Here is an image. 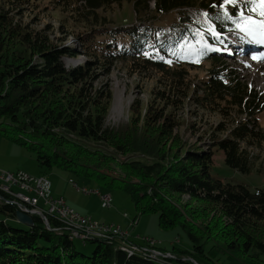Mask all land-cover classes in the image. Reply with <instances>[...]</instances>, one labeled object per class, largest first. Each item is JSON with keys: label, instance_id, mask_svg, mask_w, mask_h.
Listing matches in <instances>:
<instances>
[{"label": "trees", "instance_id": "1", "mask_svg": "<svg viewBox=\"0 0 264 264\" xmlns=\"http://www.w3.org/2000/svg\"><path fill=\"white\" fill-rule=\"evenodd\" d=\"M125 2L132 22L113 23L99 12ZM261 11V0H0V135L32 151L46 173L126 190L138 212L159 213L162 228L180 227L192 244L153 245L174 256L150 259L140 252L145 244L116 236L91 241L87 254L39 216L32 228L0 219V264H264V190L212 175L216 150L229 167L259 172L250 148L264 147V93L230 67L226 51L234 47L227 36L245 31L246 17L264 20ZM40 14L85 29L72 32L70 47L53 25H40ZM80 54L87 58L77 66L65 60ZM125 59L160 78L146 104H133L130 121L113 128L106 123L113 93L96 84ZM204 67L206 76L193 81L191 71ZM200 110L225 119L207 144L181 132L185 113ZM184 196L203 206H180L175 199ZM16 211L0 202L1 216L15 218ZM134 246L139 252L129 255Z\"/></svg>", "mask_w": 264, "mask_h": 264}, {"label": "rangeland", "instance_id": "2", "mask_svg": "<svg viewBox=\"0 0 264 264\" xmlns=\"http://www.w3.org/2000/svg\"><path fill=\"white\" fill-rule=\"evenodd\" d=\"M101 16L109 18L113 23H129L133 21L132 7L128 2H125L123 8L99 11ZM191 13L198 15L202 21H206L204 14H197L191 10ZM63 19L69 18V14L61 13ZM40 25L49 23L54 26V36L56 38L65 36L68 46H75L74 36L75 33H80L85 27H79L68 22L64 26L65 22L57 18L48 16L47 14H40ZM59 26L63 30L59 29ZM66 28L69 31L63 33ZM227 39L232 42L233 48L226 51L230 54L226 58L230 67H233L241 78L248 82L252 88L256 89L260 93H264V60L258 62V65L254 64V59L264 58V50L261 52L262 44L264 42V35L259 32L255 34H249L247 31L236 32L227 36ZM208 45V44H207ZM215 50L221 52L220 47H212ZM87 56L80 54L77 57H65V60L70 66H77L85 61ZM205 66V65H204ZM130 59L117 60L111 68V73L102 74L96 86H100L102 83L107 84L113 93V100L111 108L107 117V125L113 128H120L126 125L131 119V108L133 104H140L141 102L146 104L150 97V91L156 85H158V79L160 74L151 70V73L139 71ZM258 69H263L262 73H258ZM206 68L196 69L191 71V76L194 80H198L201 77L206 76ZM149 75V76H148ZM114 107H117V112L114 114ZM186 110H188L186 108ZM193 112V109H192ZM145 111L143 110V115ZM233 117V115H232ZM241 117V116H240ZM239 117V118H240ZM261 121L264 124V112L260 115ZM185 123L181 126V132L186 135V138L195 143L201 138V144H207L212 139L213 134L216 132L215 128L220 122H224V116L219 113H210L204 110L199 111V115L188 114L184 115ZM242 119L244 117H241ZM192 122L197 125L196 130L188 124ZM197 124H196V123ZM231 123H228L227 129L231 128ZM219 136H224L226 132L218 133ZM257 158V168L259 172L247 174L235 170L224 162V154L220 150L215 151L214 162L215 165L212 169V175L216 178H221L224 181L244 183L251 187L252 190L260 188L264 190V147L262 149L250 148ZM0 170H24L25 172L34 175L41 176L45 174L52 182V191L54 195H61L66 198L68 204L74 207L78 212L91 216L94 221L103 224L105 226H120L124 231L130 232V240L135 243H146L142 238H152L156 241H161V247L172 250L173 247L180 249H191L192 244L187 235L181 230L180 227L162 228L159 224V213L142 214L137 211L131 196L126 190L123 189H110L109 193L113 195V205L111 208H106L102 204L101 197L98 194H86L81 190H78L71 180H75L80 187H88L90 189H102L101 186L88 181L83 178H79L75 175H71L67 172L55 170L54 172L48 171L47 173L38 165L35 154L14 143L4 136L0 135ZM112 175L118 174L110 171ZM137 181V180H136ZM102 192H106L103 191ZM180 206H189V208H199L201 205L198 202L189 200L187 196L183 198L176 197ZM128 214V216H125ZM215 213L212 214V216ZM137 217V219H136ZM0 219H6L8 223L13 225L24 227L25 225L19 222L16 218H8L0 215ZM135 221V222H134ZM139 222V223H138ZM141 237V238H140ZM179 240L177 241V239ZM175 242V244H173ZM74 243L80 252L91 253L96 246V243H85L81 239H75ZM174 245V246H173Z\"/></svg>", "mask_w": 264, "mask_h": 264}, {"label": "built area", "instance_id": "3", "mask_svg": "<svg viewBox=\"0 0 264 264\" xmlns=\"http://www.w3.org/2000/svg\"><path fill=\"white\" fill-rule=\"evenodd\" d=\"M78 190L86 194H98L102 204L106 208H111L113 197L96 192L88 187H79L71 182ZM0 202L15 205L32 216H39L43 222L51 228L53 220L58 221L55 230L68 234L70 239H81L84 242L95 241V237L106 235L111 237L119 236L122 239L128 237V233L120 226H105L93 220L91 216L84 215L66 202L64 197L54 196L52 184L44 176H34L23 170L9 171L0 170ZM128 216V214H125ZM135 222V221H134ZM146 245L142 251L155 253V257H170L158 255V241L146 238ZM132 249H138L132 247Z\"/></svg>", "mask_w": 264, "mask_h": 264}, {"label": "water", "instance_id": "4", "mask_svg": "<svg viewBox=\"0 0 264 264\" xmlns=\"http://www.w3.org/2000/svg\"><path fill=\"white\" fill-rule=\"evenodd\" d=\"M15 218L19 221V222H21V223H23L25 226H28V227H34L35 226V218H34V216H32V215H30V214H28V213H26V212H24V211H22V210H20V209H17V211H16V216H15ZM5 221H6V219H5ZM44 224H45V226H46V228L48 229V230H51V231H54V232H59L60 233V231H57V230H55L54 229V227H52L51 226V228H49L48 226H47V224L45 223V222H43ZM127 233H128V236H130V232L129 231H126ZM67 236H68V234H67ZM68 238H69V236H68ZM141 238V237H140ZM146 238L147 237H144V238H142L143 240H145V242H146ZM70 239V238H69ZM75 239H77V238H75ZM75 239H70V240H75ZM97 241H100V240H97ZM91 242V241H90ZM85 243H87V242H85ZM161 243V241H158V244H160ZM143 244H145L146 245V247H149L150 245L149 244H146V243H143ZM159 252H157V254L158 255H167V256H174V254L173 253H171V252H164V251H161V250H158ZM180 260H183V258H182V256H180V257H178Z\"/></svg>", "mask_w": 264, "mask_h": 264}, {"label": "bare ground", "instance_id": "5", "mask_svg": "<svg viewBox=\"0 0 264 264\" xmlns=\"http://www.w3.org/2000/svg\"><path fill=\"white\" fill-rule=\"evenodd\" d=\"M263 43V41H260ZM258 52H261V51H258ZM262 60H264V58H257V59H254V64L258 65V62H261ZM261 68H264V65L261 67ZM263 72V69H258L257 71V75L258 73H262ZM117 112V107H114V114ZM96 192L98 193H101V194H105V195H109L110 197H113L111 195V193L109 192H102L100 189H94ZM114 239V237H111V236H106V235H99L97 237H95V241L97 240H108L109 242H111L112 240ZM129 253V255H132L134 254L135 252H139L138 250L139 249H126ZM142 252L145 256H147L148 258L150 259H157L158 257H155V253H148V252H144V251H140Z\"/></svg>", "mask_w": 264, "mask_h": 264}, {"label": "snow or ice", "instance_id": "6", "mask_svg": "<svg viewBox=\"0 0 264 264\" xmlns=\"http://www.w3.org/2000/svg\"><path fill=\"white\" fill-rule=\"evenodd\" d=\"M261 5L264 6V0H261ZM261 16H264V11H261ZM247 21V25L244 28L249 34H255L259 32L264 35V20H254L251 16L245 18Z\"/></svg>", "mask_w": 264, "mask_h": 264}, {"label": "crops", "instance_id": "7", "mask_svg": "<svg viewBox=\"0 0 264 264\" xmlns=\"http://www.w3.org/2000/svg\"><path fill=\"white\" fill-rule=\"evenodd\" d=\"M9 171H12V170H9ZM24 171V170H23ZM54 195V194H53ZM54 196H56V195H54ZM58 196V195H57ZM72 207V206H71ZM74 208V207H73ZM75 209V208H74ZM139 223V222H138Z\"/></svg>", "mask_w": 264, "mask_h": 264}]
</instances>
